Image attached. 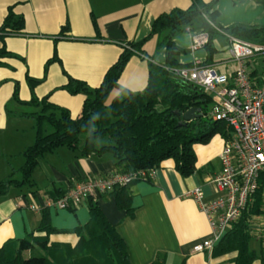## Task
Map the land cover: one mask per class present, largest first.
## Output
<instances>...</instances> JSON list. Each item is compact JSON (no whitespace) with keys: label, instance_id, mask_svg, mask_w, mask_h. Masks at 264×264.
<instances>
[{"label":"crops","instance_id":"1","mask_svg":"<svg viewBox=\"0 0 264 264\" xmlns=\"http://www.w3.org/2000/svg\"><path fill=\"white\" fill-rule=\"evenodd\" d=\"M213 2L216 25L238 24L264 27V0H200ZM192 0H0V27L11 11L21 16L20 30L0 37V181L11 174L21 177L22 152L33 143L34 119L23 116L38 108L27 102L32 96L46 97L51 103L77 116L85 95L71 94L63 86L68 78L98 87L108 68L116 62L124 43L143 40L141 53L131 55L109 92L106 104L119 95L141 91L147 84L151 64L165 63V50L159 43L165 32L152 34L157 16L172 9H187ZM185 26L173 35L182 50L177 60L189 65L206 62L205 47L192 50ZM1 34V33H0ZM213 45L217 52L209 63L221 70L232 65L227 50ZM226 40V39H225ZM39 80L30 88L27 78ZM224 138L215 134L206 144H195V169L182 176L172 159L161 162L149 179L130 185L132 214L121 209L114 194H103L97 204L123 238L130 264H150L163 258L164 264H233L236 251L221 254L211 250L193 252L196 242L210 236V226L196 200L187 196L200 188L206 200L218 195L212 178L219 172ZM117 170L113 157L81 155L80 150L59 147L38 157L31 173V185L10 186L0 195V247L7 240L22 239L36 231L43 212L52 227L49 241L74 246L89 219L87 201L74 210L48 206L58 189L67 188L85 177H101ZM34 207V208H33ZM249 242L257 258L251 264H264V243L252 229ZM254 239V240H253ZM253 240V241H252ZM253 242V244L251 243Z\"/></svg>","mask_w":264,"mask_h":264},{"label":"trees","instance_id":"2","mask_svg":"<svg viewBox=\"0 0 264 264\" xmlns=\"http://www.w3.org/2000/svg\"><path fill=\"white\" fill-rule=\"evenodd\" d=\"M216 16L213 2L200 0H192L187 9L175 8L157 16L151 35L165 32L159 43L165 50V63L151 64L147 84L141 91L116 96L109 104L106 100L110 90L131 55L141 53L143 40L124 43L123 51L98 87L90 88L81 80L68 78L63 87L71 94L85 95L81 111L75 117L46 97L38 100L32 96L23 102L15 94L18 102L38 108L22 114L34 119L35 135L33 143L22 152L25 160L19 168L21 179L15 181L8 177L1 180L0 195L10 186L31 185V173L38 157L59 147L79 149L81 155L108 153L117 170L133 175L130 181L114 186L108 192L114 194L117 205L130 215V185L137 180L149 179L138 172L148 174L164 160L172 159L182 176L190 175L195 169L194 145L208 143L215 134L227 138L230 128L210 117L211 98L206 92L172 74L171 69L184 66L177 60L182 50L174 43L173 35L185 26L206 31L209 35L205 46L206 63L212 61L217 52L213 45V37L219 34L216 28L250 42L264 43V27L238 24L219 27ZM22 26V17L9 11L0 27V37L20 30ZM4 54L5 50L1 48L0 56ZM27 80L31 89L39 81L30 77ZM190 107L199 108L201 116L185 123L181 114ZM57 191L58 195L51 196L54 200L65 193L63 189ZM255 196L254 203L213 247L215 254L236 251L233 264H251L257 258L256 252L249 247L253 233L248 223L250 214L260 210V191ZM87 207L89 219L83 230H76L79 238L74 246L49 241L50 234L57 230L51 226L48 214L43 212L36 229L39 234L29 233L22 239L7 240L2 244L0 264H130L126 244L115 225L92 198L87 199ZM150 264H164V259L158 258Z\"/></svg>","mask_w":264,"mask_h":264},{"label":"built area","instance_id":"3","mask_svg":"<svg viewBox=\"0 0 264 264\" xmlns=\"http://www.w3.org/2000/svg\"><path fill=\"white\" fill-rule=\"evenodd\" d=\"M216 29L227 41L231 66L221 70L219 63L226 61L206 63L195 59L189 65L171 69L176 77L206 92L211 98L210 117L230 128L219 155L220 170L211 180L218 195L206 200L200 188L186 194L196 200L211 230L207 239L193 245V252L211 250L254 203L259 191L260 210L250 214L248 223L257 239L264 243V159H261L264 156V43L250 42ZM186 30L192 50L207 45L206 31L190 27ZM153 171L138 174L145 178L152 176ZM132 177L121 172L85 177L69 186L58 199L51 198L47 205L74 210L88 198L96 201Z\"/></svg>","mask_w":264,"mask_h":264},{"label":"water","instance_id":"4","mask_svg":"<svg viewBox=\"0 0 264 264\" xmlns=\"http://www.w3.org/2000/svg\"><path fill=\"white\" fill-rule=\"evenodd\" d=\"M178 113V112H177ZM182 120L186 123L194 118L200 117L201 114L199 113V108L197 107H190L187 110H185L182 114ZM185 123H180L181 124H185Z\"/></svg>","mask_w":264,"mask_h":264},{"label":"rangeland","instance_id":"5","mask_svg":"<svg viewBox=\"0 0 264 264\" xmlns=\"http://www.w3.org/2000/svg\"><path fill=\"white\" fill-rule=\"evenodd\" d=\"M215 40H216V46L217 47H219L220 48V50L222 49V50H227V41L222 37V36H220V35H217L216 36V38H215ZM9 178L11 179V180H15V181H17V180H20L21 179V177H19L18 175H15V174H11V176H9ZM24 186H30V185H24ZM21 187H23V186H21ZM254 240V239H253ZM252 240V241H253ZM252 244H253V242H251Z\"/></svg>","mask_w":264,"mask_h":264},{"label":"snow or ice","instance_id":"6","mask_svg":"<svg viewBox=\"0 0 264 264\" xmlns=\"http://www.w3.org/2000/svg\"><path fill=\"white\" fill-rule=\"evenodd\" d=\"M261 159H264V156H262Z\"/></svg>","mask_w":264,"mask_h":264}]
</instances>
